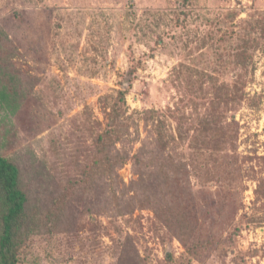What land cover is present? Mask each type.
<instances>
[{"label": "rangeland", "instance_id": "obj_1", "mask_svg": "<svg viewBox=\"0 0 264 264\" xmlns=\"http://www.w3.org/2000/svg\"><path fill=\"white\" fill-rule=\"evenodd\" d=\"M110 124L121 215L82 175ZM0 151L28 185L46 166L34 204L59 203L20 264H264V0H0ZM149 162L182 168L195 256L154 211L179 205L157 171L138 185Z\"/></svg>", "mask_w": 264, "mask_h": 264}, {"label": "trees", "instance_id": "obj_2", "mask_svg": "<svg viewBox=\"0 0 264 264\" xmlns=\"http://www.w3.org/2000/svg\"><path fill=\"white\" fill-rule=\"evenodd\" d=\"M123 95L125 96V94ZM114 111L116 110L114 109ZM121 115L122 113H120V116ZM109 126L110 128L98 137L104 145V162L102 161V158L98 159V161H96V163L91 167V169L93 168L91 173L90 171L85 170L82 175L89 179V181L95 183V178L99 175V173H101L103 178L107 176L109 180V183L107 184V192L109 193H105L107 203L105 212L110 215L111 212H114L115 210L116 213L121 215L123 214L122 208L126 204L125 200H127V194L123 192V189L126 187H121L123 189H120L119 192L117 191L118 186L115 183L116 177L114 175V171H116L118 166H122V164L128 160V157L122 152H120L121 154L116 153L115 156L110 150H108L112 144L116 147V144L119 143L117 141L121 139V135L116 133L117 130L115 129L114 124H110ZM123 126L124 123H122L119 127ZM158 144L166 147L167 142L163 135L158 141ZM99 155H101V152L97 149L95 157ZM150 157L152 158L153 156L150 154ZM145 164L146 163H143V161L138 158L137 165L140 168L143 169ZM149 166H153V163L149 162ZM167 167L169 168L170 164L161 163L154 167L155 170L151 171V175L146 176V174H141L138 185L148 188L143 185L145 180L150 181L151 184H153L154 180L152 177L157 171V183L152 185V188L160 195L163 194L165 196L166 193L170 194L171 199L174 198L178 200V204L179 202L182 203V201L187 199L186 197L184 198V195L187 196L188 194L183 193L180 189H178V192L174 190V192L171 193L173 189L170 184L171 177L169 176V173H172L173 171L176 172L178 169L182 168L168 169ZM41 169L42 171L37 174V178L34 182L32 181V183L28 185L23 178L21 166H19L16 162L5 158L0 151V264H20L21 247L26 245L31 236L34 235V233L41 227V223L39 222L43 221L45 218L51 219L53 217V210L59 204L57 201H51V204L54 206L53 209L51 207L39 209V207L34 204V202H38L34 200V198L38 200L45 199L41 198L38 193H35L40 190L37 187V184L43 187L46 182L45 178H49L46 166H41ZM142 169H140V173ZM160 176H162L164 180L163 183H158ZM87 183L85 184L86 187ZM95 185H97V183ZM177 185L180 186V184ZM68 189L71 191V194L75 192H85L83 184L78 181L72 183ZM86 190L89 192L90 189ZM131 199L134 200L136 198L133 197ZM168 205L156 204L154 206V211L157 217L166 224L171 232V236L180 239L186 247L187 252L191 256H195V253L197 252L196 250L201 247V240L198 241L194 238L196 236L195 232L197 224H194L193 219L191 220L188 217V215L191 214V209H186L182 206V204L171 208H168ZM143 206L144 205L141 207ZM126 208H128L127 210L131 213L134 210L132 205H129ZM39 210H41L40 215ZM38 216H40L39 219ZM56 220L60 221V218L57 217ZM193 239L195 241H192Z\"/></svg>", "mask_w": 264, "mask_h": 264}]
</instances>
